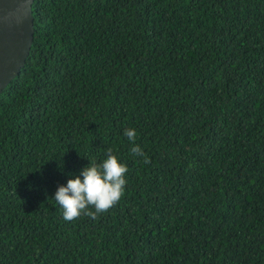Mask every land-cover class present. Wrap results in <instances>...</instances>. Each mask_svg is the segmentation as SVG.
I'll use <instances>...</instances> for the list:
<instances>
[{
    "label": "trees",
    "instance_id": "trees-1",
    "mask_svg": "<svg viewBox=\"0 0 264 264\" xmlns=\"http://www.w3.org/2000/svg\"><path fill=\"white\" fill-rule=\"evenodd\" d=\"M32 14L0 93V264H264V0ZM109 148L128 168L121 199L65 221L58 186Z\"/></svg>",
    "mask_w": 264,
    "mask_h": 264
},
{
    "label": "clouds",
    "instance_id": "clouds-1",
    "mask_svg": "<svg viewBox=\"0 0 264 264\" xmlns=\"http://www.w3.org/2000/svg\"><path fill=\"white\" fill-rule=\"evenodd\" d=\"M124 135L132 145L130 152L143 156V150L135 143L136 130L126 128ZM144 159L145 163L149 162L146 156ZM127 172V165L119 161L111 148L101 163L90 161L80 175L68 179L67 184L58 186L55 192L53 199L62 208L63 219L74 221L81 215L96 219L98 214L110 210L124 193Z\"/></svg>",
    "mask_w": 264,
    "mask_h": 264
},
{
    "label": "water",
    "instance_id": "water-1",
    "mask_svg": "<svg viewBox=\"0 0 264 264\" xmlns=\"http://www.w3.org/2000/svg\"><path fill=\"white\" fill-rule=\"evenodd\" d=\"M34 0H0V93L19 73L34 35Z\"/></svg>",
    "mask_w": 264,
    "mask_h": 264
}]
</instances>
